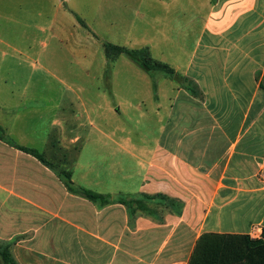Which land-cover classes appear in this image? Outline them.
<instances>
[{"label":"crops","instance_id":"obj_1","mask_svg":"<svg viewBox=\"0 0 264 264\" xmlns=\"http://www.w3.org/2000/svg\"><path fill=\"white\" fill-rule=\"evenodd\" d=\"M78 1L61 0L74 17ZM88 1L97 13L112 2L118 34L112 44L148 48L198 89L164 80L157 92L130 88L128 102L112 92L120 109L134 108L151 132L158 129L143 148L129 140L138 147L128 154L134 171L113 168V191L155 197L145 200L160 209L132 210L117 196L107 204L90 201L60 180L65 188L57 190L55 176L25 168L24 157H36L9 152L12 146L0 140V243L18 264H189L203 234L261 238L264 0ZM21 7L0 0L1 14ZM169 43L183 50L180 57H170ZM9 47L0 39V98L13 96L2 83Z\"/></svg>","mask_w":264,"mask_h":264},{"label":"rangeland","instance_id":"obj_2","mask_svg":"<svg viewBox=\"0 0 264 264\" xmlns=\"http://www.w3.org/2000/svg\"><path fill=\"white\" fill-rule=\"evenodd\" d=\"M7 1L23 7L8 15L0 12V39L11 46L2 71L6 82L2 83L13 93L10 98H0L7 108L0 109V121L15 144L37 149L46 160L43 164L24 157L25 168H38L41 176H55L57 190L63 191L58 173L69 170L78 186L137 206L145 199L113 191L111 174L113 168L122 169L125 175L133 172L135 161L129 160L128 154L143 148L142 140L156 135L158 129L151 132L134 108L120 109L112 92L119 95V101L128 102L130 88L141 94L153 88L157 92L164 87V80L171 79L158 72H145L125 55L114 60L106 57L104 42L113 43L118 36L112 26V11L108 10L112 2L105 1L104 12L97 13L94 1L79 0L76 14L89 26L85 28L77 16L69 15L66 2L61 0ZM157 46H161L160 41ZM167 47L170 57L181 56L183 50L176 44ZM160 51L153 50L157 59L162 57ZM84 52L87 59L80 54ZM154 118L158 122L159 117ZM129 140L140 144L137 147ZM11 148L9 152L22 153ZM115 155L124 159H113ZM30 161L39 165L32 166ZM145 205L160 209L148 200Z\"/></svg>","mask_w":264,"mask_h":264},{"label":"trees","instance_id":"obj_3","mask_svg":"<svg viewBox=\"0 0 264 264\" xmlns=\"http://www.w3.org/2000/svg\"><path fill=\"white\" fill-rule=\"evenodd\" d=\"M63 1V0H62ZM80 23L86 27L85 22L79 18ZM105 55L109 60H114L121 55H125L129 60L135 63L145 72L151 74L158 72L164 74L167 78L175 81L181 87L186 88L192 93L198 92V89L192 82L178 74L171 66L153 59L148 48L129 49L104 42ZM0 140L8 145L28 153L42 163L46 160L37 150L19 146L13 142L5 130L0 126ZM60 180L66 186L70 193L84 197L90 201L107 204L112 196L105 195L83 186H78L72 179V173L69 170L58 173ZM118 202L128 205L132 210H146L144 200L138 201L137 206L131 205L128 201L117 198ZM143 199H155L152 196H144ZM163 201H169L165 196ZM135 207V208H134ZM0 264H18L11 253V247L0 243ZM189 264H264V226L262 236L259 239L251 238L249 235H231V234H203L190 258Z\"/></svg>","mask_w":264,"mask_h":264}]
</instances>
